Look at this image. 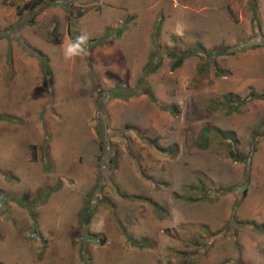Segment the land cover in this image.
<instances>
[{"label": "rangeland", "instance_id": "obj_1", "mask_svg": "<svg viewBox=\"0 0 264 264\" xmlns=\"http://www.w3.org/2000/svg\"><path fill=\"white\" fill-rule=\"evenodd\" d=\"M26 1L0 0V114L13 117L0 120V264H264L252 226H264V136L246 175L201 135L232 131L247 155L264 130V99L249 97L264 93V0L259 30L249 0H55L18 14ZM160 15L162 44L228 47L211 56L227 72L200 73L195 54L171 69L163 52L145 75ZM81 32L89 54L65 59ZM29 47L48 58V86ZM225 95L245 103L201 110Z\"/></svg>", "mask_w": 264, "mask_h": 264}, {"label": "trees", "instance_id": "obj_2", "mask_svg": "<svg viewBox=\"0 0 264 264\" xmlns=\"http://www.w3.org/2000/svg\"><path fill=\"white\" fill-rule=\"evenodd\" d=\"M249 8L251 10V13L253 14V27H255V29L259 30L260 29V22H259V15L257 12V4H256V0H249ZM55 2V0H28L26 2H24L21 6L20 9L17 11L18 14H21L22 10L24 9H29L34 10L37 9L39 6H45L48 3H53ZM162 15H160L158 17V19L155 21L154 23V29L152 32V48L148 54V58L147 61L145 62L144 66H143V71L144 74H152L154 73L157 68L160 66L161 62H162V54L163 52L167 54V56L173 58V61L171 63L170 68L171 69H176L177 67H179L184 58L188 55L191 54H195L198 55L200 57H203L206 61L203 62V65L199 67V72L200 73H207L210 69L213 70L214 74L216 76H222L224 75L227 71L221 67H219V65L217 63H215L213 61V59L211 56L216 55L217 53H225L228 50V47H218L219 49H205L204 47H202L200 44H196L194 46L193 50H189L187 51H176L174 50V48L172 47H168L164 44L161 43L160 41V30H161V24H162ZM32 23V22H31ZM117 33L119 34L120 31L118 30ZM93 42H99L96 38L91 39ZM58 42V41H57ZM262 45H264V42L262 43ZM30 48V47H29ZM222 49V50H220ZM29 50H33V52H35V54H37L36 56H38L39 58V62L41 64V67L43 69V74H44V83L45 85H49L50 84V80L52 78L51 75V68L49 66L48 63V58L46 57V55H44L43 53H41L39 50H36L34 48H30ZM10 60V59H9ZM46 86V87H47ZM148 94L153 97V95L149 92L148 90ZM251 95L249 96L250 98H259V99H264V93L261 94H256L254 92L250 93ZM156 103L158 105H160V107L162 109H169V110H173L175 109V107L173 108H166L164 106H162L158 101H156ZM244 98L239 99V98H231L229 95H225L223 99H221L220 101H217L215 98L213 99H209L207 101L206 104H204L201 107V110H203L204 112H206L207 110L211 111L214 108L218 107L219 105H223V106H227L228 107V111L231 110H237L239 106H241L242 104H244ZM11 119L13 118L12 116H8L5 114H0V120L2 119ZM202 139H203V143L205 145H207L210 141H217L219 143L222 144V149L224 151L227 152V154L235 161H240L243 162L245 167H246V175L249 173V165H250V161L252 158V155L254 154V152H256L257 150V144L259 142V137L264 136V130L259 134V135H255L256 137H254L250 143L249 146V154L247 155H243L239 152H237L236 150V139L235 136L233 134L232 131L229 130H221L217 127H213L212 125H207L202 129ZM32 148H34V145H31ZM222 190V187L220 188L219 191ZM247 192V187H243L242 191H241V195L245 196ZM197 198H193V200H196ZM239 202V200L236 201V204ZM30 212V211H29ZM31 214L34 213L32 210L30 212ZM89 213H85L83 214V220L84 222L87 223L88 221V216L87 215ZM34 216V215H33ZM252 226H254L255 229L264 232V226L259 225V224H255L253 223ZM130 241H132V239L130 237H128ZM133 244H137L138 246H140V243L138 241H133ZM88 260H89V256H88Z\"/></svg>", "mask_w": 264, "mask_h": 264}, {"label": "clouds", "instance_id": "obj_3", "mask_svg": "<svg viewBox=\"0 0 264 264\" xmlns=\"http://www.w3.org/2000/svg\"><path fill=\"white\" fill-rule=\"evenodd\" d=\"M89 38L86 32H81L80 35L76 36L73 42L68 43L67 46L63 48L65 59L72 60L82 55H88L87 44Z\"/></svg>", "mask_w": 264, "mask_h": 264}, {"label": "crops", "instance_id": "obj_4", "mask_svg": "<svg viewBox=\"0 0 264 264\" xmlns=\"http://www.w3.org/2000/svg\"><path fill=\"white\" fill-rule=\"evenodd\" d=\"M3 262V261H2Z\"/></svg>", "mask_w": 264, "mask_h": 264}]
</instances>
